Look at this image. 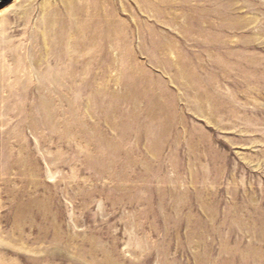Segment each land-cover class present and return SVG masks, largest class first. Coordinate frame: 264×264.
<instances>
[{"label":"rangeland","instance_id":"obj_1","mask_svg":"<svg viewBox=\"0 0 264 264\" xmlns=\"http://www.w3.org/2000/svg\"><path fill=\"white\" fill-rule=\"evenodd\" d=\"M0 264H264V0L0 3Z\"/></svg>","mask_w":264,"mask_h":264},{"label":"water","instance_id":"obj_2","mask_svg":"<svg viewBox=\"0 0 264 264\" xmlns=\"http://www.w3.org/2000/svg\"><path fill=\"white\" fill-rule=\"evenodd\" d=\"M13 0H0V3H8V2H11Z\"/></svg>","mask_w":264,"mask_h":264}]
</instances>
